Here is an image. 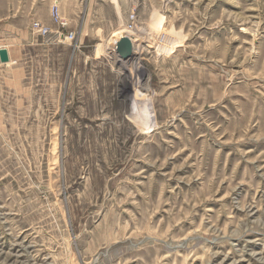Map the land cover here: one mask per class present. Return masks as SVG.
<instances>
[{
	"label": "rangeland",
	"instance_id": "374dc122",
	"mask_svg": "<svg viewBox=\"0 0 264 264\" xmlns=\"http://www.w3.org/2000/svg\"><path fill=\"white\" fill-rule=\"evenodd\" d=\"M11 45L0 264H264V0H0Z\"/></svg>",
	"mask_w": 264,
	"mask_h": 264
},
{
	"label": "clouds",
	"instance_id": "9594fccd",
	"mask_svg": "<svg viewBox=\"0 0 264 264\" xmlns=\"http://www.w3.org/2000/svg\"><path fill=\"white\" fill-rule=\"evenodd\" d=\"M139 92L142 100H132L129 106L128 115L131 119H134L136 123L143 128L151 129L156 124L154 114V101L151 90L136 89L133 96Z\"/></svg>",
	"mask_w": 264,
	"mask_h": 264
},
{
	"label": "built area",
	"instance_id": "2783aa9c",
	"mask_svg": "<svg viewBox=\"0 0 264 264\" xmlns=\"http://www.w3.org/2000/svg\"><path fill=\"white\" fill-rule=\"evenodd\" d=\"M53 15H55V22L58 23L59 18H58V14H57V7H54ZM60 23L62 24V21H60ZM60 23H58V24H60ZM33 28L35 30H37L39 33L42 31V34H43L42 36L44 38H46V40H50V41L52 40V39H49V38L52 37L53 34H51L50 31L47 28L43 27V25L41 23H38V22L34 23ZM57 39H59V40L63 39V40L72 41L73 40V35L69 34L67 37H65L62 34H57Z\"/></svg>",
	"mask_w": 264,
	"mask_h": 264
},
{
	"label": "crops",
	"instance_id": "0c3cea01",
	"mask_svg": "<svg viewBox=\"0 0 264 264\" xmlns=\"http://www.w3.org/2000/svg\"><path fill=\"white\" fill-rule=\"evenodd\" d=\"M29 36H30V33L27 34L26 39H28ZM1 48L4 49L5 51L7 50L5 47H1ZM1 48H0V49H1ZM8 49H10V50H7V51H6L7 54H8V62L5 63V64H10V62H11V57L14 56V53H15V46H14V45L9 46Z\"/></svg>",
	"mask_w": 264,
	"mask_h": 264
},
{
	"label": "water",
	"instance_id": "95a60500",
	"mask_svg": "<svg viewBox=\"0 0 264 264\" xmlns=\"http://www.w3.org/2000/svg\"><path fill=\"white\" fill-rule=\"evenodd\" d=\"M125 42L126 41H122V43H124L123 45H122V49L124 50V48L126 47L125 46ZM8 62V54H7V52L5 51V50H0V63H3V64H5V63H7Z\"/></svg>",
	"mask_w": 264,
	"mask_h": 264
},
{
	"label": "bare ground",
	"instance_id": "6f19581e",
	"mask_svg": "<svg viewBox=\"0 0 264 264\" xmlns=\"http://www.w3.org/2000/svg\"><path fill=\"white\" fill-rule=\"evenodd\" d=\"M128 25H133V20L132 19L129 21V24ZM65 41H69V40H65ZM0 50H4V49L1 48Z\"/></svg>",
	"mask_w": 264,
	"mask_h": 264
}]
</instances>
